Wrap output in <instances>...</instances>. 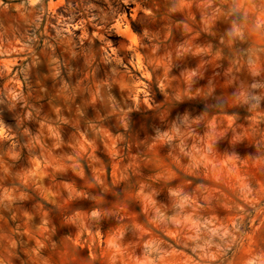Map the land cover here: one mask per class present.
<instances>
[{
  "label": "rangeland",
  "instance_id": "obj_1",
  "mask_svg": "<svg viewBox=\"0 0 264 264\" xmlns=\"http://www.w3.org/2000/svg\"><path fill=\"white\" fill-rule=\"evenodd\" d=\"M0 264H264V0H0Z\"/></svg>",
  "mask_w": 264,
  "mask_h": 264
}]
</instances>
